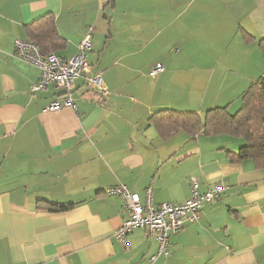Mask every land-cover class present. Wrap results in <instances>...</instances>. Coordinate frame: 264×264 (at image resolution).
<instances>
[{
  "label": "crops",
  "instance_id": "crops-1",
  "mask_svg": "<svg viewBox=\"0 0 264 264\" xmlns=\"http://www.w3.org/2000/svg\"><path fill=\"white\" fill-rule=\"evenodd\" d=\"M46 13L63 58L93 28L74 108L44 110L62 92L53 83L31 92L39 70L15 55L14 41L31 40L28 26ZM261 38L264 0H0V264H146L154 235L115 238L126 209L106 188L141 199L151 188L155 204H179L192 177L200 191L227 188L170 234L154 264H264V165L239 157L240 137L161 136L151 122L162 109L234 113L264 78ZM157 62L164 70L150 74ZM95 73L106 95L87 85Z\"/></svg>",
  "mask_w": 264,
  "mask_h": 264
},
{
  "label": "built area",
  "instance_id": "built-area-1",
  "mask_svg": "<svg viewBox=\"0 0 264 264\" xmlns=\"http://www.w3.org/2000/svg\"><path fill=\"white\" fill-rule=\"evenodd\" d=\"M90 26L87 34L77 46L76 53L70 58H63L55 53L43 54L38 45L32 40L16 39L14 41L15 55L39 70V79L31 86V92L43 91L53 83L62 92L55 97L44 110H57L62 107L75 105L71 98V89L74 80L83 73L89 72L90 65L86 55L92 47ZM164 70L162 63L151 66L150 74ZM87 85L98 90L102 95L107 94V89L99 73L87 77ZM191 192L183 203H159L152 200V189L146 188L144 198L132 192L127 186L118 184L106 188L108 194L122 198L126 209V217L113 235L122 240L126 233L135 228H141L154 235L157 241V251L149 256L146 264H154L157 255L168 253L170 234L184 228L188 223L196 221L202 211L204 203L217 199L227 188L221 183L211 185L205 191L199 190L197 178L190 179Z\"/></svg>",
  "mask_w": 264,
  "mask_h": 264
},
{
  "label": "trees",
  "instance_id": "trees-1",
  "mask_svg": "<svg viewBox=\"0 0 264 264\" xmlns=\"http://www.w3.org/2000/svg\"><path fill=\"white\" fill-rule=\"evenodd\" d=\"M112 3V2H111ZM30 36L43 54L57 51L64 45L51 13L28 26ZM259 47L264 55V38L259 40ZM151 122L159 128L161 136L168 132L184 128L191 135L226 134L240 137L244 144L240 147V156H248L257 164L264 165V78L251 82L241 95V105L231 113L226 106H216L206 110L204 117L196 112H178L162 109L151 116ZM72 204L46 203L49 211H62Z\"/></svg>",
  "mask_w": 264,
  "mask_h": 264
},
{
  "label": "rangeland",
  "instance_id": "rangeland-1",
  "mask_svg": "<svg viewBox=\"0 0 264 264\" xmlns=\"http://www.w3.org/2000/svg\"><path fill=\"white\" fill-rule=\"evenodd\" d=\"M233 112H235V111H233Z\"/></svg>",
  "mask_w": 264,
  "mask_h": 264
}]
</instances>
